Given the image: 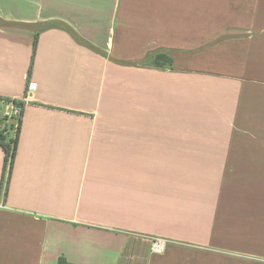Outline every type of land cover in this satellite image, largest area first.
<instances>
[{
  "label": "crops",
  "instance_id": "0c3cea01",
  "mask_svg": "<svg viewBox=\"0 0 264 264\" xmlns=\"http://www.w3.org/2000/svg\"><path fill=\"white\" fill-rule=\"evenodd\" d=\"M0 98V264H264V0H0Z\"/></svg>",
  "mask_w": 264,
  "mask_h": 264
},
{
  "label": "trees",
  "instance_id": "16d2710c",
  "mask_svg": "<svg viewBox=\"0 0 264 264\" xmlns=\"http://www.w3.org/2000/svg\"><path fill=\"white\" fill-rule=\"evenodd\" d=\"M38 33H36L34 40V53L37 47ZM140 64L149 67H155L159 69H175L174 58L171 51L167 49H159L151 51L147 56L140 62ZM31 71V68H30ZM3 98H0V100ZM8 100V99H7ZM14 102L21 107V114L17 118V126L14 124L6 123L7 116H2L0 114V145L3 146L6 152L5 168L4 171L10 177L11 170L13 167L14 159L18 149L19 131L21 125V119L24 111V102L19 100H14ZM15 129V135L13 137L9 136V131ZM58 264H69L66 258L60 257Z\"/></svg>",
  "mask_w": 264,
  "mask_h": 264
},
{
  "label": "built area",
  "instance_id": "2783aa9c",
  "mask_svg": "<svg viewBox=\"0 0 264 264\" xmlns=\"http://www.w3.org/2000/svg\"><path fill=\"white\" fill-rule=\"evenodd\" d=\"M36 85L30 83L28 86V92H34L36 89ZM7 110L5 112V116L7 117H19L21 114V107L17 105L14 100H6ZM0 206L3 207L4 205L0 203ZM166 241L161 238H153L152 241V251L154 252H162L165 248Z\"/></svg>",
  "mask_w": 264,
  "mask_h": 264
},
{
  "label": "rangeland",
  "instance_id": "374dc122",
  "mask_svg": "<svg viewBox=\"0 0 264 264\" xmlns=\"http://www.w3.org/2000/svg\"><path fill=\"white\" fill-rule=\"evenodd\" d=\"M13 121L17 122L16 118L13 117L10 119V122H13Z\"/></svg>",
  "mask_w": 264,
  "mask_h": 264
}]
</instances>
